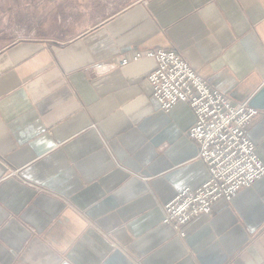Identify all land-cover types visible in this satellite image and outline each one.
<instances>
[{
	"label": "crops",
	"instance_id": "crops-1",
	"mask_svg": "<svg viewBox=\"0 0 264 264\" xmlns=\"http://www.w3.org/2000/svg\"><path fill=\"white\" fill-rule=\"evenodd\" d=\"M7 6L20 36L3 41ZM0 41V264H264V175L185 235L163 222L210 176L188 133L196 114L185 100L160 107L154 57L114 63L175 47L250 102L264 85V0H0Z\"/></svg>",
	"mask_w": 264,
	"mask_h": 264
},
{
	"label": "built area",
	"instance_id": "built-area-1",
	"mask_svg": "<svg viewBox=\"0 0 264 264\" xmlns=\"http://www.w3.org/2000/svg\"><path fill=\"white\" fill-rule=\"evenodd\" d=\"M145 56L157 61L148 80L160 107L169 110L185 100L194 110L196 121L188 133L198 142V156L210 171L204 183L182 189L164 206L163 222L185 235L187 225L194 218L212 213L215 201L231 200L242 187L264 175V161L248 131L249 123L260 109L249 101H234L214 87L175 47L139 49L114 63L124 65Z\"/></svg>",
	"mask_w": 264,
	"mask_h": 264
},
{
	"label": "rangeland",
	"instance_id": "rangeland-1",
	"mask_svg": "<svg viewBox=\"0 0 264 264\" xmlns=\"http://www.w3.org/2000/svg\"><path fill=\"white\" fill-rule=\"evenodd\" d=\"M10 9L11 8H8V6H7V10L9 12V16H8V18L4 19V22H3V24L5 23L4 24V29H7V30H5L6 33L3 35V38H4L3 41H9V40H11L14 37L20 36V34H18L17 32H15L17 30V27L19 26V22H17V20H16L18 14L16 12L15 13H13V12L10 13ZM4 10L5 9H3V11ZM20 10L21 11H25V5H23L22 7H20ZM20 14H21V18H22V22L20 24L22 25V24H24L23 22H24V20L26 18H23L22 17V16H25L24 14H22V13H20ZM13 32L15 33L14 36H13ZM10 33H12V34H10ZM1 42L2 41H0V43Z\"/></svg>",
	"mask_w": 264,
	"mask_h": 264
},
{
	"label": "water",
	"instance_id": "water-1",
	"mask_svg": "<svg viewBox=\"0 0 264 264\" xmlns=\"http://www.w3.org/2000/svg\"><path fill=\"white\" fill-rule=\"evenodd\" d=\"M250 104L253 106L264 108V85H262L260 89L252 97Z\"/></svg>",
	"mask_w": 264,
	"mask_h": 264
}]
</instances>
